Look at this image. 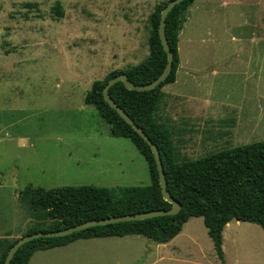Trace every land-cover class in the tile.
<instances>
[{
  "label": "rangeland",
  "instance_id": "obj_1",
  "mask_svg": "<svg viewBox=\"0 0 264 264\" xmlns=\"http://www.w3.org/2000/svg\"><path fill=\"white\" fill-rule=\"evenodd\" d=\"M162 1L0 0V237L46 214L19 201L27 186L150 184L133 144L111 136L83 99L93 81L147 57L148 17ZM185 16L179 81L187 65L194 79L163 107L176 150L194 160L264 141V0H196ZM222 250L223 263L203 219L191 218L165 244L140 235L77 240L35 252L29 264H264V231L234 224Z\"/></svg>",
  "mask_w": 264,
  "mask_h": 264
},
{
  "label": "trees",
  "instance_id": "obj_2",
  "mask_svg": "<svg viewBox=\"0 0 264 264\" xmlns=\"http://www.w3.org/2000/svg\"><path fill=\"white\" fill-rule=\"evenodd\" d=\"M169 1L157 3L148 17L150 29L147 57L128 69L112 70L102 80L93 81L83 99L85 105L95 108L111 136L128 139L133 144L146 162L150 184L113 189L65 186L46 190L27 186L19 193L20 197L28 195L34 209L36 207L46 212V219L53 224L48 229L35 227L26 234L60 230L89 220L171 208L172 205L162 197L150 147L110 108L102 96L106 83L119 74H126L128 80L136 85L148 84L161 74L166 65V53L159 40L158 24L160 12ZM193 2L182 1L166 16L165 32L173 53L172 70L167 78L151 91L128 90L121 82L115 83L108 90L110 98L157 146L167 190L181 204L180 211L176 215L90 227L65 237L34 239L18 249L10 264H28L35 252L61 247L78 239L140 235L157 244H165L181 232L190 218L203 219L215 255L223 263L222 232L227 223L234 220L256 224L264 231V141L235 146L189 160L180 156L172 142L170 130L157 117L164 97L162 88L175 81L179 67L180 15ZM57 13L61 14L60 10ZM18 239L4 246L0 264H3L8 249Z\"/></svg>",
  "mask_w": 264,
  "mask_h": 264
},
{
  "label": "water",
  "instance_id": "obj_3",
  "mask_svg": "<svg viewBox=\"0 0 264 264\" xmlns=\"http://www.w3.org/2000/svg\"><path fill=\"white\" fill-rule=\"evenodd\" d=\"M184 0H170L164 8H162L160 12V20L158 24V36L159 40L161 42L162 48L164 52L166 53V65L161 72V74L152 82L148 84H142V85H136L130 82L127 78L126 74H119L113 78H111L106 85L104 86L102 90V96L104 101L112 108L128 125L132 127V129L148 144V146L151 149V152L153 154L156 169L158 173V180H159V186L161 188V194L163 199L171 204V208L168 210H154L150 212H143L138 214H129V215H123V216H114L109 218H103L98 220H89L86 222H83L81 224H77L74 226H71L69 228H64L60 230L55 231H37L32 234H26L25 236L20 237L15 243L11 245V247L8 249L7 254L5 256L3 264H10L14 254L18 251V249L25 243L32 241L34 239L38 238H57V237H65L68 235H71L75 232H79L85 229H88L90 227L95 226H104L112 223H118V222H129V221H140L145 219H150L154 217H160V216H166V215H176L180 209L181 204L174 200L169 191L166 187V179L164 174V169L162 165V161L160 158V152L157 148V146L149 139V137L144 133L142 128H140L137 124L134 123V121L121 109L109 96L108 90L111 86H113L117 82H121L126 89L128 90H134L138 92H145V91H151L154 90L158 85H160L167 76L171 73L172 70V62H173V53L170 51V46L166 37L165 32V19L168 13L178 4H180ZM186 14V10H184L180 15V26L181 23L184 21V16Z\"/></svg>",
  "mask_w": 264,
  "mask_h": 264
},
{
  "label": "crops",
  "instance_id": "obj_4",
  "mask_svg": "<svg viewBox=\"0 0 264 264\" xmlns=\"http://www.w3.org/2000/svg\"><path fill=\"white\" fill-rule=\"evenodd\" d=\"M196 0H194V2H195ZM194 2H193V4H194ZM192 6V5H191ZM190 6V7H191ZM186 14H187V10H186ZM185 14V15H186ZM185 17L186 16H184V19H185ZM179 36V35H178ZM179 42V41H178ZM178 53H179V51H178ZM180 58V57H179ZM180 66V65H179ZM186 68H187V70H186V74H187V76H185L184 77V79L183 80H181L182 81V83L183 84H181L180 85V83H181V81H179V79H180V76H179V72H178V70H177V72H176V79H175V81L172 83V84H168V85H166V86H164L163 88H162V92L164 93V97H163V99H162V102H161V104H160V106H159V109H158V111H157V117H158V120L161 122V123H164V124H166L167 125V127H168V129L170 130V132H171V135H172V142H173V139H174V136H175V134H174V131H173V128H172V126H170V112H169V110H168V108L167 109H165V108H163L164 106H166L167 105V99H169V100H174V99H176V98H183L184 97V94H183V92H181L179 89H181L182 90V87L183 86H185V84H184V82L185 81H189L188 79H194L193 77H191L190 75H191V71L192 70H190L189 68H188V65L186 66ZM178 69H179V67H178ZM170 86H172V87H170ZM85 96V95H84ZM191 105V104H190ZM206 105L207 106H209V102H207L206 103ZM90 106V105H89ZM192 106H194V105H192ZM165 115H168V117H166ZM176 135H178L177 133H176ZM173 144H174V142H173ZM174 147H175V145H174ZM176 148V147H175ZM232 148V147H231ZM229 149V148H228ZM219 151H221V150H219ZM0 181H2V180H0ZM28 195H22L21 197H20V195H19V197H18V199H19V201L20 202H23V204L25 203V201L27 202V203H29L28 204V208L31 210V209H34V206H33V204H32V202H31V200H30V198H28L27 197ZM26 203V204H27ZM32 211H34V210H32ZM40 212V211H39ZM40 213H42V212H40ZM37 219V220H36ZM35 220V222H37L38 224L37 225H41L42 223L40 222V220H42V221H44L45 220V214H39V217L38 218H36ZM191 219V218H190ZM234 220H232V221H230L229 223H227L226 225H225V227H224V229H223V232H222V239H223V234H224V232H225V230L226 229H229L230 231H231V227L235 224V225H239L240 223H242V222H239V221H235V222H233ZM188 222V221H187ZM186 222V223H187ZM245 224H247L246 222H244ZM37 225L35 226L36 228H41V227H37ZM34 228V227H33ZM33 228H31V229H33ZM183 228V227H182ZM31 229H27L24 233H7L5 236H3V237H0V255H1V253H2V250H3V248H4V246L8 243V242H10V241H12V240H15V239H17V238H20V237H22V236H25V234L29 231V230H31ZM102 238H109V237H102ZM90 239H94V238H90ZM96 239H100V238H96ZM78 240H88V239H78ZM77 241V240H76ZM75 242V241H74ZM73 243V242H72ZM168 243V242H167ZM69 244H71V243H69ZM69 244H67V245H69ZM67 245H64V246H67ZM55 248H58V247H55ZM55 248H52V249H55ZM47 250H51V249H47ZM47 250H42V251H47ZM38 252V251H37ZM33 256V255H32ZM32 258V257H31ZM30 258V259H31ZM29 262H30V260H29ZM29 264V263H28Z\"/></svg>",
  "mask_w": 264,
  "mask_h": 264
}]
</instances>
